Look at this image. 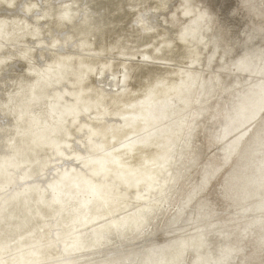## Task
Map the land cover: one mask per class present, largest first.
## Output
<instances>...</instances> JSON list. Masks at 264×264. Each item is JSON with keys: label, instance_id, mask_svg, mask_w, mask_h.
<instances>
[{"label": "clouds", "instance_id": "clouds-1", "mask_svg": "<svg viewBox=\"0 0 264 264\" xmlns=\"http://www.w3.org/2000/svg\"><path fill=\"white\" fill-rule=\"evenodd\" d=\"M0 264H264V0H0Z\"/></svg>", "mask_w": 264, "mask_h": 264}]
</instances>
